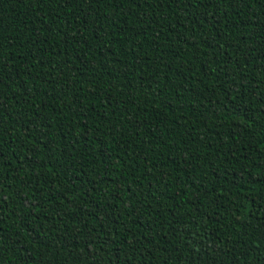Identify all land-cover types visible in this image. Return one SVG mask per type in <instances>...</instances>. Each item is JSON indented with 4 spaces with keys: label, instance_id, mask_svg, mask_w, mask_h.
I'll return each mask as SVG.
<instances>
[{
    "label": "trees",
    "instance_id": "1",
    "mask_svg": "<svg viewBox=\"0 0 264 264\" xmlns=\"http://www.w3.org/2000/svg\"><path fill=\"white\" fill-rule=\"evenodd\" d=\"M0 264H264V0H0Z\"/></svg>",
    "mask_w": 264,
    "mask_h": 264
}]
</instances>
